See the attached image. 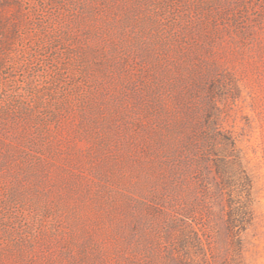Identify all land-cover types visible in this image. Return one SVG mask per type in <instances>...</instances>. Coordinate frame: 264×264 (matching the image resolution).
Returning a JSON list of instances; mask_svg holds the SVG:
<instances>
[{
    "label": "rangeland",
    "instance_id": "374dc122",
    "mask_svg": "<svg viewBox=\"0 0 264 264\" xmlns=\"http://www.w3.org/2000/svg\"><path fill=\"white\" fill-rule=\"evenodd\" d=\"M0 264H264V0H0Z\"/></svg>",
    "mask_w": 264,
    "mask_h": 264
}]
</instances>
